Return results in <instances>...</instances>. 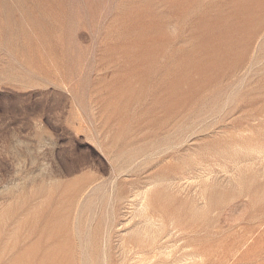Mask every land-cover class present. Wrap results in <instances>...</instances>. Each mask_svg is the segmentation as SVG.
Instances as JSON below:
<instances>
[{"label":"rangeland","instance_id":"1","mask_svg":"<svg viewBox=\"0 0 264 264\" xmlns=\"http://www.w3.org/2000/svg\"><path fill=\"white\" fill-rule=\"evenodd\" d=\"M0 264H264V0H0Z\"/></svg>","mask_w":264,"mask_h":264},{"label":"bare ground","instance_id":"2","mask_svg":"<svg viewBox=\"0 0 264 264\" xmlns=\"http://www.w3.org/2000/svg\"><path fill=\"white\" fill-rule=\"evenodd\" d=\"M199 168H200V167H199ZM189 170H191V169H189ZM189 170L187 171L188 174H190V171H189ZM192 170H193V169H192ZM195 170H196V169H195ZM198 170H199V169H198ZM201 170H203V169L201 168L200 171H201ZM196 171H197V170H196ZM191 172H192V171H191ZM197 172H198V171H197ZM192 173H193V172H192ZM185 175H186V174H185ZM177 176H178V175H177ZM180 176H182V179H183L184 175H180ZM188 176H190V175H188ZM178 177H179V176H178ZM173 178H176V179H177L176 176L173 177ZM176 179H175V181H176ZM184 179H185V178H184ZM178 180H180V179H178ZM163 181H164V180H163ZM165 182H167V181H165ZM170 182H172V181H171V180L168 181V183H170ZM175 183H176V182H175ZM145 193H146V192H145ZM145 193H144V194H145ZM140 194H142V193H140ZM140 194H139V195H140ZM141 196H142V195H141ZM141 201H142V200H141ZM143 202H144V201H143ZM153 202H154V201H153ZM141 203H142V202H141ZM144 206H146V205L144 204ZM147 206H148V205H147ZM142 208H143V207H142ZM144 211H145V210H144ZM147 211H148V210H147ZM145 212H146V211H145ZM142 213H143V212H142ZM144 214L147 215V216H149L151 213H150L149 215L146 214V213H144ZM145 215H144V217H146ZM152 216H154V215H152ZM148 218H149V219H148ZM147 219L151 221V218H150V217H147ZM152 219H153V217H152ZM151 225H152V224H151ZM136 253H137V251H136ZM138 253H139V251H138Z\"/></svg>","mask_w":264,"mask_h":264}]
</instances>
